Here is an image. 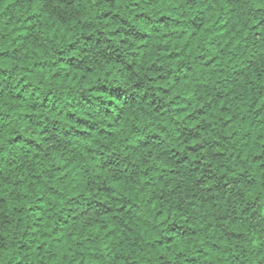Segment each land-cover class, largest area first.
Listing matches in <instances>:
<instances>
[{
    "label": "clouds",
    "instance_id": "obj_1",
    "mask_svg": "<svg viewBox=\"0 0 264 264\" xmlns=\"http://www.w3.org/2000/svg\"><path fill=\"white\" fill-rule=\"evenodd\" d=\"M0 264H264V0H0Z\"/></svg>",
    "mask_w": 264,
    "mask_h": 264
}]
</instances>
